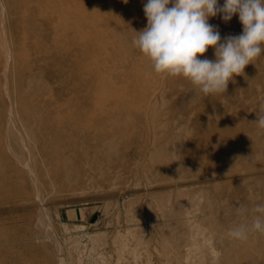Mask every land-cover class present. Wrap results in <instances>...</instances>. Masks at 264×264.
<instances>
[{"label":"rangeland","instance_id":"rangeland-1","mask_svg":"<svg viewBox=\"0 0 264 264\" xmlns=\"http://www.w3.org/2000/svg\"><path fill=\"white\" fill-rule=\"evenodd\" d=\"M146 2L0 0V264H264L228 236L264 204V54L196 94L133 46ZM227 119V156L196 157Z\"/></svg>","mask_w":264,"mask_h":264},{"label":"clouds","instance_id":"clouds-1","mask_svg":"<svg viewBox=\"0 0 264 264\" xmlns=\"http://www.w3.org/2000/svg\"><path fill=\"white\" fill-rule=\"evenodd\" d=\"M143 10L147 26L134 30L133 46L156 74L183 78L196 94H224L229 82L264 54V0H224L222 5L219 0H147ZM218 15L225 22L238 15L242 34L222 40L218 28L208 22ZM210 47L215 59L199 58ZM256 116L253 123L264 129V108ZM253 212L250 224L228 231L231 239L247 241L253 233L264 235V204L256 205Z\"/></svg>","mask_w":264,"mask_h":264},{"label":"bare ground","instance_id":"bare-ground-1","mask_svg":"<svg viewBox=\"0 0 264 264\" xmlns=\"http://www.w3.org/2000/svg\"><path fill=\"white\" fill-rule=\"evenodd\" d=\"M207 127L208 128L199 142L200 151L196 152V157L197 155H201L209 161L226 157L228 152L225 150H221L217 147L215 151L212 152L211 148L212 146L214 148L219 142L225 143L230 140H234L235 142L238 141L240 139V134L236 130V125L232 120L227 119L223 123L213 120Z\"/></svg>","mask_w":264,"mask_h":264}]
</instances>
